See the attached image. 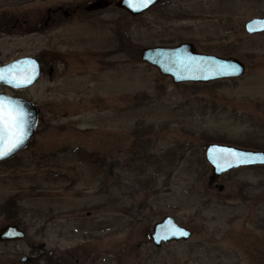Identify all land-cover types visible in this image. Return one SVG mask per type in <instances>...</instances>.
<instances>
[{
	"label": "rangeland",
	"instance_id": "1",
	"mask_svg": "<svg viewBox=\"0 0 264 264\" xmlns=\"http://www.w3.org/2000/svg\"><path fill=\"white\" fill-rule=\"evenodd\" d=\"M69 1L87 0H0V10L42 17ZM111 12L0 40L4 58L24 50L42 60L36 146L52 158H36L18 181L0 176V202L17 193L27 211L26 237L0 242V264H24L34 250L39 264L44 251L65 264H264V165L216 175L206 159L213 142L264 151V32L245 29L264 16V0H161L138 16ZM182 41L235 56L246 71L175 83L141 59L144 47ZM48 165L66 174L50 191ZM167 215L191 237L156 246L150 234Z\"/></svg>",
	"mask_w": 264,
	"mask_h": 264
},
{
	"label": "flooded vegetation",
	"instance_id": "2",
	"mask_svg": "<svg viewBox=\"0 0 264 264\" xmlns=\"http://www.w3.org/2000/svg\"><path fill=\"white\" fill-rule=\"evenodd\" d=\"M118 2L119 0H87L76 3L69 1L66 5L60 4L55 8L49 7L47 9L46 15L43 14L42 17L36 16L33 11L34 9H30L28 11H23L22 13H19L18 6L16 7V9L2 8L0 10V40L4 39L5 37H9L12 34L17 35V33L20 32L23 33L22 34L23 37L30 36L34 34L36 31H40L42 29L48 30L53 25L60 24L63 21H66L67 19L80 18L82 20L89 21L91 19H94L95 17H99L107 13H113L111 12V10L112 11L118 10L121 13L120 15L123 16L127 14L132 15L128 10L120 7L118 5ZM160 2L161 0L159 1V3ZM109 23L116 25L118 24V21L111 19ZM125 24L126 23L124 21L123 28L126 27ZM120 25L121 23H119V26ZM126 38L127 35L125 34L123 41L124 44H126L127 41ZM108 54L110 55V53ZM6 55L7 56H5L4 58L2 50L0 49V66L8 64L14 60H18L23 57H28V56L36 57L41 64V75H42L43 73L42 60L33 53L24 52V50H17L15 54H6ZM109 55L105 57L103 56V64L110 65L109 62L110 58H108ZM36 82L37 81L28 84L26 87H15L6 83H1L0 96L25 99L27 101L33 102L35 106H37L33 92ZM39 123H40V112H39V122L37 129L35 130V133L31 137V139L20 150L18 148L9 156L0 159V176H5L7 177V179L11 178L15 181H18L21 173L22 174L29 173L28 169L34 167L36 158H39V156L41 158L40 160L46 163L47 161L52 160L51 154L42 155L43 153L42 149H39L36 146V137H37V130L39 127ZM64 174L57 172V170L53 166L48 165V168L45 171V178L47 179V181H51V182L49 184H46L47 188L45 187L44 190L50 191L53 185L61 186L63 181L61 182V184H59V183H55V180H60L66 175ZM34 186H36V184ZM49 210L50 212H52L53 208H50ZM25 212H27L26 208L22 205L18 194L17 193L10 194L9 197H7L4 201L0 202V218L3 219V221L0 224V228L9 224H16L20 228L25 230L22 226L24 222ZM14 241L17 240H6V241L0 240V242H8V243ZM179 241H184V240H179ZM179 241L173 240L168 243L179 242ZM40 251L42 250L40 249L39 252ZM36 252L37 250H34V252H32L30 256L23 255L22 262L24 264H39L40 258L37 256ZM39 255L40 257L42 256L45 257L44 259L47 261V264H53L52 262H59L60 264H65V260L62 257V255H56L52 251L40 252Z\"/></svg>",
	"mask_w": 264,
	"mask_h": 264
},
{
	"label": "water",
	"instance_id": "3",
	"mask_svg": "<svg viewBox=\"0 0 264 264\" xmlns=\"http://www.w3.org/2000/svg\"><path fill=\"white\" fill-rule=\"evenodd\" d=\"M160 0H154V3L149 5L146 8H143L140 11H134L132 8L128 6V0H119L118 5L126 10H128L133 16H138L143 14L153 6L159 3ZM249 28L252 30L250 31ZM245 29L250 34H256L260 32H264V16L261 17H253L248 20L245 24ZM157 53H169L176 54L178 57L177 63L173 66L171 64H159L156 63ZM141 59L143 62L150 64L156 67L159 72L164 75L171 77L172 81L175 83H183V82H195V83H208L215 80H220L222 78H233L242 76L246 71V64L235 56L223 57L212 53L201 52L196 48V45L193 42L184 41L177 45H155V46H147L142 49ZM24 62H34L35 63V75L32 80V83L37 81L41 75V64L39 60L34 56L23 57L18 60H14L8 64L0 66V68L8 67L15 63ZM217 65H236L239 66L240 72L238 74H228L231 72V68L229 67L226 72H220L216 70ZM211 69V70H210ZM5 83V82H0ZM8 84V83H6ZM31 84V83H30ZM14 86L12 84H9ZM7 97V96H5ZM12 98V97H11ZM19 100L26 111L31 115V129L30 135L25 143L19 148V150L31 139L34 135L35 130L37 129L39 122V112L37 106L33 102L27 101L25 99L13 98ZM213 149H231L240 153H252V154H264L262 150H253L240 148L233 145L223 144L213 142L207 146L206 149V159L209 164L212 166L213 171L216 175H221L226 172H229L232 169L239 168L241 166L247 165H264V163L256 162V163H237L236 161H232L234 166L227 167L226 164L221 163V168H218V162H214L211 158V152ZM223 186H221V189ZM177 229H182L187 232V236L171 235V231H175ZM165 234L168 235L167 239H160L161 236ZM191 230L179 225L175 219L171 215L165 216L161 221L157 222L154 225L153 231L150 235L156 246H162L164 243H168L170 241H179V240H188L191 237ZM26 235L25 230L20 228L16 224H9L0 228V240H19L23 239Z\"/></svg>",
	"mask_w": 264,
	"mask_h": 264
},
{
	"label": "snow or ice",
	"instance_id": "4",
	"mask_svg": "<svg viewBox=\"0 0 264 264\" xmlns=\"http://www.w3.org/2000/svg\"><path fill=\"white\" fill-rule=\"evenodd\" d=\"M154 0H128V6L134 11H140L143 8L153 4ZM251 31L252 29L249 28ZM156 63L175 65L178 61L176 54L157 53ZM231 72L228 74H238L240 72L239 66L231 65H217L216 70L226 72L228 68ZM211 70V69H210ZM35 75V63L24 62L15 63L5 68H0V82L12 84L15 87H26L32 83ZM31 129V115L26 111L23 104L11 97L0 96V159H3L18 148H20L30 135ZM211 158L214 162H218V168L221 163L226 164L227 167H232L237 163H264V154L240 153L231 149H213ZM171 235L187 236L188 233L182 229H177L170 232ZM168 235L161 236L160 239H167Z\"/></svg>",
	"mask_w": 264,
	"mask_h": 264
}]
</instances>
